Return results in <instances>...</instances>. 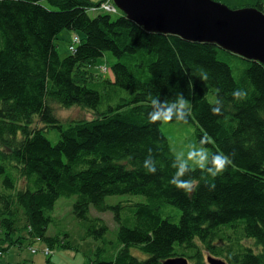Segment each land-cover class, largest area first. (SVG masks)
Here are the masks:
<instances>
[{
    "label": "trees",
    "instance_id": "16d2710c",
    "mask_svg": "<svg viewBox=\"0 0 264 264\" xmlns=\"http://www.w3.org/2000/svg\"><path fill=\"white\" fill-rule=\"evenodd\" d=\"M96 5L0 0V177L12 191L0 192V241L10 243L0 256L26 237L54 251L60 240L47 234L46 213L60 198L76 197L74 215L99 244L90 264H207L205 254L226 264H264V65L216 44L148 32L123 13L93 18ZM254 7L264 12V2ZM66 30L81 41L61 59L57 40ZM108 52L116 60L113 79L96 80L88 69ZM237 89L246 92L241 100L232 95ZM180 92L197 144L207 138L210 155L232 158L217 178L191 167L198 182L191 193L169 183L176 154L164 123L148 119L149 94L171 101ZM55 105L79 106L93 118L64 123ZM216 106L221 114H213ZM52 129L56 144L47 137ZM149 149L155 174L143 166ZM111 196L144 201L108 205ZM92 208L113 213L117 242L106 243L110 229ZM42 254L46 264H59Z\"/></svg>",
    "mask_w": 264,
    "mask_h": 264
},
{
    "label": "rangeland",
    "instance_id": "374dc122",
    "mask_svg": "<svg viewBox=\"0 0 264 264\" xmlns=\"http://www.w3.org/2000/svg\"><path fill=\"white\" fill-rule=\"evenodd\" d=\"M92 3H99L102 0H89ZM222 5L229 7L230 9H244L251 8L256 6L259 1L264 2V0H212ZM89 15L91 17H96L99 13L90 11ZM114 19L118 18L120 15H112ZM76 33L71 31H63L57 40V49L61 59L68 57L72 54L71 46L76 44L75 37ZM79 35V34H78ZM116 60L111 53H106L104 57L100 58L96 65L88 70L92 73V77L96 80L102 79H113V74L111 68L115 64ZM55 110L57 116L64 122L69 123L72 120L87 119L90 120L93 118L92 113L88 110L83 109L79 106H74L69 109H62L59 106L55 105ZM162 130L167 136L172 151L177 154L181 151H187L188 146L191 144H197L195 139L196 128L191 124H182L178 122H164ZM47 137L49 140L56 144L59 140V131L57 129H52ZM191 164V162H189ZM192 167H196L192 165ZM3 177H0V192L2 193H11L12 191L6 188L3 185ZM20 190L16 185V188L13 193ZM130 201L132 203L138 201H144L143 197L137 196H111L106 198V203L108 205H117L122 202ZM76 202V197L72 198H60L55 208L52 212H47L46 214L52 218V223L48 228V235L60 240L59 247L54 251L49 249L47 245L39 240H34L32 238L26 237L21 246H11L8 251L5 252L4 256H0V264H46V256L42 252L49 250L53 256L52 262L59 264H90L91 259L94 256L97 246L99 245L92 239L86 238L85 231L80 226L77 218L74 215L73 208L74 203ZM92 215L94 217L101 218L106 222L110 231L106 237V243L117 242V231L118 225L114 220L112 212L100 213L92 208ZM21 220V219H20ZM2 228L0 227V231ZM26 235V234H23ZM4 236L0 232V238ZM18 237V235L16 236ZM20 242V240H19ZM245 245L255 248V240H248L244 242ZM9 242L0 241V248L2 246L8 247ZM64 245L70 246V250H65ZM36 250L38 254H34ZM256 252L258 251L254 249ZM131 253L135 256H138L142 259H146L147 256L137 249L133 248ZM2 252L0 251V255ZM212 257L208 254H205V262L210 264L208 258Z\"/></svg>",
    "mask_w": 264,
    "mask_h": 264
},
{
    "label": "water",
    "instance_id": "95a60500",
    "mask_svg": "<svg viewBox=\"0 0 264 264\" xmlns=\"http://www.w3.org/2000/svg\"><path fill=\"white\" fill-rule=\"evenodd\" d=\"M134 23L152 33L216 44L264 65V13L254 7L230 9L212 0H114ZM210 264H226L210 257ZM163 264H189L176 258Z\"/></svg>",
    "mask_w": 264,
    "mask_h": 264
},
{
    "label": "clouds",
    "instance_id": "9594fccd",
    "mask_svg": "<svg viewBox=\"0 0 264 264\" xmlns=\"http://www.w3.org/2000/svg\"><path fill=\"white\" fill-rule=\"evenodd\" d=\"M203 78L207 79V74L203 73ZM233 97L241 100L246 96V92L242 90H234ZM151 104V111L148 113L150 123L170 122L175 120L178 123H188V117L191 115L189 101L180 92L174 100L169 101L167 98L161 99V96L148 95ZM213 114H221V107L216 106L212 109ZM207 138H202L199 145L191 144L187 151H181L175 155L172 167L176 169V173L170 179L169 183L177 189L191 193L198 187V182L188 174L192 165L198 167L203 173L212 178L222 176L232 164V158L223 153H213L210 155L208 148L205 146ZM191 162V164L189 163ZM144 168L152 174L157 172L156 162L152 156V150L144 160ZM187 177V178H186ZM214 189L215 185L212 184Z\"/></svg>",
    "mask_w": 264,
    "mask_h": 264
},
{
    "label": "built area",
    "instance_id": "2783aa9c",
    "mask_svg": "<svg viewBox=\"0 0 264 264\" xmlns=\"http://www.w3.org/2000/svg\"><path fill=\"white\" fill-rule=\"evenodd\" d=\"M90 11L92 12H106L111 14H117L118 9L114 5L113 0H105L101 5L98 7L92 8ZM76 43L80 42V39L78 37H75ZM71 50L74 51V48L71 47ZM35 253V250L33 251ZM51 252L49 250L46 251V254H50Z\"/></svg>",
    "mask_w": 264,
    "mask_h": 264
},
{
    "label": "bare ground",
    "instance_id": "6f19581e",
    "mask_svg": "<svg viewBox=\"0 0 264 264\" xmlns=\"http://www.w3.org/2000/svg\"><path fill=\"white\" fill-rule=\"evenodd\" d=\"M90 12V11H89Z\"/></svg>",
    "mask_w": 264,
    "mask_h": 264
}]
</instances>
